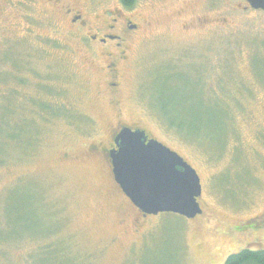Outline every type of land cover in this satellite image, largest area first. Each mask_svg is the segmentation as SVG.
<instances>
[{"label":"rangeland","instance_id":"rangeland-1","mask_svg":"<svg viewBox=\"0 0 264 264\" xmlns=\"http://www.w3.org/2000/svg\"><path fill=\"white\" fill-rule=\"evenodd\" d=\"M30 1L0 9V264H224L264 249V12L248 0L156 1L112 92L106 48L81 44L53 5ZM170 66L201 73L198 99L162 85ZM120 111L197 171L203 216L142 218L121 196L89 150ZM192 112L198 120L182 119ZM10 125L19 135L6 147Z\"/></svg>","mask_w":264,"mask_h":264},{"label":"water","instance_id":"water-1","mask_svg":"<svg viewBox=\"0 0 264 264\" xmlns=\"http://www.w3.org/2000/svg\"><path fill=\"white\" fill-rule=\"evenodd\" d=\"M264 12V0H248ZM111 154L113 175L125 196L145 216L171 213L192 220L202 214L201 178L177 152L144 131L124 129Z\"/></svg>","mask_w":264,"mask_h":264},{"label":"flooded vegetation","instance_id":"flooded-vegetation-1","mask_svg":"<svg viewBox=\"0 0 264 264\" xmlns=\"http://www.w3.org/2000/svg\"><path fill=\"white\" fill-rule=\"evenodd\" d=\"M10 1L0 0V9H4V3H10ZM21 1L26 2V0ZM46 1L59 11L62 19L73 29V35L81 44L86 47L97 45L106 48V51H104L106 61H104L102 70L108 64L106 69L109 72V76L107 74L104 78L103 75L104 83L106 85L108 83V89L113 87L112 92H115L114 88L117 87V83H112L111 81L119 79V71H117L118 62L124 61L127 57V43L129 40L133 41L144 30V26L150 25L144 10L159 0H128L129 2L127 1V3L124 0H96L90 4L86 3L85 0ZM30 2L34 3L33 5L37 4V0ZM120 112L117 123L109 130L106 142L99 141L97 145H89L90 155L94 153L102 154L103 161L109 169L115 186L121 196L139 212L142 218H145L146 216L130 202L116 183L113 175L111 154L118 151L116 138L124 129L144 131L149 139L154 138L146 130L138 126L129 125L121 120L122 111ZM201 209L203 211L202 214L192 220H197L204 215L202 206ZM252 222H247V224H250L249 226L251 227L254 223ZM235 230L239 232L245 231L244 225L236 226ZM249 230L252 229L250 228Z\"/></svg>","mask_w":264,"mask_h":264},{"label":"trees","instance_id":"trees-1","mask_svg":"<svg viewBox=\"0 0 264 264\" xmlns=\"http://www.w3.org/2000/svg\"><path fill=\"white\" fill-rule=\"evenodd\" d=\"M124 1L127 3L128 0H124ZM170 67H172V66H170ZM172 68L173 69H170L169 71H166L162 75V77H164L162 85L163 86H167V84H169L172 81H174L172 83V85H171L172 89H179V91H185L186 95H187V97H186L187 99H194V100L198 99L199 98V91L198 90H203L204 89V83H203V81H200L201 73H199V71H197V72L191 71V72H194V73L189 72V75L180 74V73H177V68L178 67L176 68L174 66ZM172 72H174L176 74L171 75ZM193 75H195V77ZM182 83H184V84H182ZM182 86H184V87L182 88ZM172 92L175 93V92H178V91H172ZM210 101H212V100L208 101V99H207V101L205 102V106H206V104L208 106H211L209 104ZM41 105H42V107H46L51 112L52 115H56V114L52 113V112H55V111L58 112L57 115H59L60 117L66 116L68 119L70 118V114L68 115V113H70V111H71L72 115H74L73 111L70 110L69 108H68L69 112L64 114V109H62L60 107L59 108H55V109H53V108L51 109L49 106H46L45 104H41ZM190 105H192V107H193V106H196L197 103H190ZM176 106H177V104H172L168 109H170L172 111V110H174L176 108ZM6 108L9 109V106L7 105V107H5V109ZM169 114L170 113H168V115ZM168 115L164 116V118L160 115L161 118H163V120H164V124L170 130H173V131H175V132H177L178 134L181 135L183 130H181L180 128L183 126V124H180L177 127H175L173 125V123L171 122V120H172L171 117H169ZM4 116H5V113L2 115V118H1L3 121H5L4 120ZM72 117H74V116H72ZM199 117H200V114H198L196 112L195 113L192 112V113H190L188 115V117H185V118L183 117L182 119H185V120H187V119H192V120L196 119V120H198ZM0 127H2V123H1ZM18 127H23L26 134L27 133H29L30 135L32 134V132L30 131V128L27 127V124L25 125V127L23 126V124H21ZM18 127L12 128L11 125H10V128H11V133L9 135L10 141L5 142L6 143V147H7L8 143L15 142L18 139V135H19V132L17 130ZM193 142H198V141L195 140ZM224 264H264V249H259V250H253V249H250V248L243 249V250L239 251L238 253L231 254L226 259Z\"/></svg>","mask_w":264,"mask_h":264}]
</instances>
